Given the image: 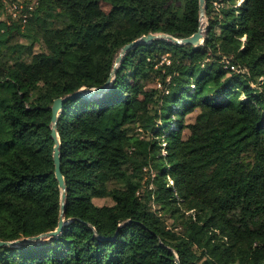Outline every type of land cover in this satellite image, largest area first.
Returning a JSON list of instances; mask_svg holds the SVG:
<instances>
[{
    "label": "trees",
    "instance_id": "trees-1",
    "mask_svg": "<svg viewBox=\"0 0 264 264\" xmlns=\"http://www.w3.org/2000/svg\"><path fill=\"white\" fill-rule=\"evenodd\" d=\"M101 2L111 10L93 20ZM236 2L205 0L202 45L129 48L90 98L74 93L102 85L125 43L195 32L198 0L177 18L158 0H37L24 24L0 21V240L57 226L59 96L68 220L52 238L0 247V264H264V0ZM16 35L32 41L2 61Z\"/></svg>",
    "mask_w": 264,
    "mask_h": 264
},
{
    "label": "water",
    "instance_id": "water-1",
    "mask_svg": "<svg viewBox=\"0 0 264 264\" xmlns=\"http://www.w3.org/2000/svg\"><path fill=\"white\" fill-rule=\"evenodd\" d=\"M205 0H198V9H199V18L200 20L204 17L205 15ZM207 26L206 24L204 25L203 29H201V25L199 24L197 30L193 32L192 34L184 37H175L169 33L165 32H149L147 34L141 35L139 38L134 39L128 43H125L124 45L121 46L118 54L115 56L112 68L110 70L109 76L106 79V81L96 87H91L88 89H80L77 90L74 94H79L82 96H85L87 98L94 97L97 95H100L102 91L106 88L107 85H109L114 77L115 71L117 66L120 64L121 59L123 54L126 52L131 47L137 46L138 44L145 43L148 41H151L152 39L155 38H160V39H166L178 44H191L193 46H199L203 44L204 41V32L206 30ZM63 97L59 96L53 99L52 104H51V132L50 135L54 140V145H53V150H52V159L54 163V175L55 178L57 179L58 186L60 188V210H59V217H58V222L57 226L53 230L41 232L36 235L32 236H27V237H22L19 239L15 240H0V247L2 246H15L19 245L21 243L25 242H33V241H40L42 239L46 238H52L53 236L57 235L63 228L64 224L67 223V219H64V204H65V190H66V183L63 177V174L61 172V167H60V141L56 129V123H57V117L59 114V111L61 110V104L63 101ZM176 262L178 263V259L176 256Z\"/></svg>",
    "mask_w": 264,
    "mask_h": 264
},
{
    "label": "rangeland",
    "instance_id": "rangeland-1",
    "mask_svg": "<svg viewBox=\"0 0 264 264\" xmlns=\"http://www.w3.org/2000/svg\"><path fill=\"white\" fill-rule=\"evenodd\" d=\"M158 1L160 2L162 7L166 10V12L168 14H171L175 18H177L181 15L183 5H184V0H158ZM240 3H241V0H237L236 5H239ZM58 10H60L64 13L70 12V9L68 7H64V5L59 6ZM88 10L90 11V17L93 20H96L99 18H105L109 14L111 7L109 4L101 2V3L91 5L88 8ZM8 20H9V16L6 15V13L1 11V9H0V21L4 22L6 24L8 22ZM202 20H203V25H205L207 23L206 17L202 18L201 21ZM51 22H52L51 20L41 19L40 16L37 17V20H36V23L38 24V28H40V30H47V31L51 27H53V24ZM242 40H245V36L242 37ZM31 41H32L31 35L26 36V37L16 35L15 37H12V40L10 41L9 47L6 50H4V53L2 56V61L9 60L11 54L13 52L17 51L21 45H27ZM40 49H41V46H39L35 42L32 46V51H38ZM18 51H20V50H18ZM21 54H24L23 51H21ZM165 57H166V55H164L162 58H165ZM36 69L40 70L41 67L36 66ZM148 85L154 86V83L149 82ZM155 86L160 87L161 85L159 83H155ZM194 116H195V112H192V113L186 112L184 114V122L191 121L194 118ZM171 127H177V125H175L173 123V124H171ZM165 134L166 133H164L160 139V143H162L163 146L165 145V142L163 141ZM161 152H162V154H164V152H165L164 147L161 148ZM97 172H98V175L102 178L107 176V168L104 166H100L97 169ZM94 201L97 204H102V203L109 204V203H111V200L109 198H95ZM166 222L170 223L171 221L166 220Z\"/></svg>",
    "mask_w": 264,
    "mask_h": 264
},
{
    "label": "built area",
    "instance_id": "built-area-1",
    "mask_svg": "<svg viewBox=\"0 0 264 264\" xmlns=\"http://www.w3.org/2000/svg\"><path fill=\"white\" fill-rule=\"evenodd\" d=\"M37 0H0V9L9 16L8 24L16 21L20 24H24L32 10L35 8ZM165 61L168 59L162 58ZM224 67H228L231 70H238L233 64H230L228 59H224Z\"/></svg>",
    "mask_w": 264,
    "mask_h": 264
},
{
    "label": "bare ground",
    "instance_id": "bare-ground-1",
    "mask_svg": "<svg viewBox=\"0 0 264 264\" xmlns=\"http://www.w3.org/2000/svg\"><path fill=\"white\" fill-rule=\"evenodd\" d=\"M200 25H201V29H203L204 25H203V20L200 21Z\"/></svg>",
    "mask_w": 264,
    "mask_h": 264
}]
</instances>
